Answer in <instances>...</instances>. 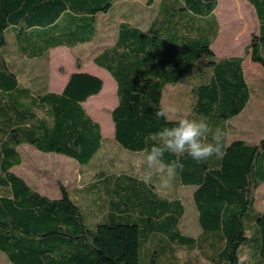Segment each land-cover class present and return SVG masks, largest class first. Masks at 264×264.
Returning <instances> with one entry per match:
<instances>
[{"label": "trees", "instance_id": "trees-1", "mask_svg": "<svg viewBox=\"0 0 264 264\" xmlns=\"http://www.w3.org/2000/svg\"><path fill=\"white\" fill-rule=\"evenodd\" d=\"M118 1L0 0V251L15 264H264V202L258 207L256 196L264 183V135L247 142L229 129L251 90L244 57L218 58L211 47L219 33L218 0H145L124 10ZM249 1L259 28L246 54L264 68V0ZM114 8L122 21L101 20ZM93 41L104 43L93 61L117 82L111 115L122 148L143 152L145 138L163 126L153 105L168 85L190 88L186 115H202L226 132L222 158H181L177 179L194 186L196 236L181 230L182 199L157 196L133 173L98 169L88 187L95 194L89 210L65 186L50 198L11 170L22 161L23 144L94 166L104 137L83 103L104 81L74 72L54 92L45 75L20 82L22 72L9 59L46 64L51 48ZM182 250L189 253L184 258Z\"/></svg>", "mask_w": 264, "mask_h": 264}, {"label": "rangeland", "instance_id": "rangeland-1", "mask_svg": "<svg viewBox=\"0 0 264 264\" xmlns=\"http://www.w3.org/2000/svg\"><path fill=\"white\" fill-rule=\"evenodd\" d=\"M214 12L220 19L223 28L220 40L214 45L215 49H221L224 46L225 42L221 40L226 35H229V33L234 35L237 32H239V39L235 40L232 37L231 41L227 42L226 45L232 49L238 47L239 44L245 43L250 32L257 25L256 15L250 13L249 8L245 4L238 3L236 0H219L218 7ZM112 17L117 18L114 22L122 19V16H119L117 8L112 9L108 13L100 14V18L103 21L109 20ZM111 37L112 34L110 32L106 36L105 43H110L112 41ZM103 45L104 43L100 42L99 47ZM91 47V43L80 44L73 49H68L65 46L58 47V50L51 51L48 63L43 64L44 66L42 64L39 66H43L48 73L50 89H56L55 91H58L57 89L60 90L70 74L78 70L95 73L104 79V87L101 92L90 96L84 103L95 116V119L101 123L104 139H109L100 151L95 168L99 166L117 171L126 170L129 168L130 160H135L139 165L143 160L144 154H133L126 151L112 139L114 124L111 117V110L108 111V107L112 102L110 104L104 103L100 98H107L105 96H109L108 98H117L116 82L107 70L91 62ZM78 62L81 63L78 64ZM39 66L33 68V70L39 71ZM28 71H30L29 66L25 67V73H28ZM246 76L252 94V101L248 110L242 116L230 120L231 126L229 129L232 132V136H234L242 128L252 126L250 127L254 132L252 137L256 138L264 130V76L261 73L260 67L252 68L247 65ZM22 77L23 79L27 78V74H24ZM188 80H192V78ZM164 91L163 102L165 104L174 106L182 114L189 112L188 101L192 95L190 94V88H186L185 84L181 83V85L177 86L168 85ZM19 150L23 157V163L16 167V172L25 178L36 191L49 197H58L60 195L61 185L69 190L76 187L82 180L83 182H87L94 178V169L87 170L88 165L85 164L84 172L79 171L78 163L65 155L62 156L71 160H66L56 154L40 153L41 151L38 152L36 148L30 145H21ZM178 193L185 204L183 230L196 236L200 232L201 226L198 222L197 209L192 197V187L180 186ZM259 193H262V195H258ZM256 196L258 197L257 205L260 207L263 204L264 184L258 188ZM188 254L186 250H182L179 253L181 258H184ZM196 254L197 251L191 253L193 256ZM200 259L203 262H208L204 257ZM141 260L145 261V258L142 257ZM0 264H9L2 254H0Z\"/></svg>", "mask_w": 264, "mask_h": 264}, {"label": "clouds", "instance_id": "clouds-1", "mask_svg": "<svg viewBox=\"0 0 264 264\" xmlns=\"http://www.w3.org/2000/svg\"><path fill=\"white\" fill-rule=\"evenodd\" d=\"M153 107L156 118L164 124L145 138L142 162L138 165L135 160H130L129 163L136 169L134 179L156 188V195L161 196L176 181L178 170L182 168L181 158L190 157L197 163L213 157L222 158L226 132L221 127H212L202 115L182 114L163 101Z\"/></svg>", "mask_w": 264, "mask_h": 264}, {"label": "crops", "instance_id": "crops-1", "mask_svg": "<svg viewBox=\"0 0 264 264\" xmlns=\"http://www.w3.org/2000/svg\"><path fill=\"white\" fill-rule=\"evenodd\" d=\"M121 2H123V5H122V8H123V10L124 9H126V8H128V7H131V6H134V7H141V6H143L144 5V2H145V0H120ZM238 3H243V4H245L246 6H247V8H249V12L250 13H254L255 15H256V17H257V13H256V10H255V7L253 6V4L249 1V0H236ZM218 4H219V0H218ZM218 7V6H217ZM216 10V9H215ZM216 18H217V21H218V24H219V33H218V35H217V37L215 38V40L212 42V44H211V47H212V49H213V51H214V53L216 54V57H218V58H225V57H233V56H243L244 57V60H243V62H242V68H243V72H244V77H245V80H246V82L248 83V80H247V76H246V65L247 66H249V67H255V68H259L260 67V69H261V73H262V75L264 76V68H263V66L261 65V64H259L258 62H255V61H253L252 59H251V55L250 54H245V48L247 47V45L250 43V40H251V35H252V33H257V31H258V28H259V19H258V17H257V25H256V27L254 28V29H252V31L250 32V35H249V37L247 38V40L245 41V43H242V44H239V46L238 47H236V48H234V49H232L231 47H229L228 45H226L227 44V42H230L231 41V38L232 37H234V39L236 40H238L239 39V32H237L236 34H234V35H232V34H230L229 33V35H226L221 41H224L225 43H224V46L221 48V49H215L214 48V45H215V43L216 42H218L219 40H220V37H221V34H222V30H223V28H222V25H221V21H220V19L218 18V16H216ZM120 21H122L121 19H120ZM84 45V44H83ZM91 45H92V47H91V51H90V55H91V62H93V63H95L94 61H93V56L95 55V54H97V53H99L102 49H101V47H99V44L96 42V41H93V42H91ZM58 47H61V46H58ZM58 47H55V48H51L50 50H49V52H48V55H49V58H50V53H51V51H54V50H58L57 48ZM65 47H67V46H65ZM68 48V47H67ZM239 48H241L240 50H239ZM68 49H70V48H68ZM10 60H11V62L14 60V62H15V70H17V71H20V72H22L21 74H20V76H19V81L20 82H22L23 84H29V80H30V78L31 77H33V76H38V75H45V80H46V85H47V88H48V90H50V91H54V92H61L62 90H63V88H64V86H65V84L67 83V81H68V79H69V77L66 79V81H65V83H64V85H63V87L59 90V89H57L58 91H55L54 89L52 90V89H50V86H49V75H48V73L46 72V70L44 69V65H43V63H40V62H36V60L34 59L33 61H31V60H28V59H23V58H19V57H16L14 54H12L11 56H10V58H9ZM81 62H78V64H80ZM43 65V66H39V65ZM96 64V63H95ZM96 65H98V64H96ZM30 67V71H28V73H25V67ZM37 66H39V71H36V70H33V68H36ZM99 66V65H98ZM99 67H101V66H99ZM101 68H103V67H101ZM103 69H105V68H103ZM84 70V69H83ZM106 70V69H105ZM80 71H82V70H78V71H74V72H80ZM74 72H72V73H74ZM82 72H87V71H82ZM71 73V74H72ZM89 73H91V72H89ZM24 74H27V78H25V79H23V75ZM70 74V75H71ZM92 74H94V75H96L95 73H92ZM111 75V74H110ZM97 76H99V75H97ZM112 76V75H111ZM103 81H104V79L101 77V76H99ZM112 78H113V76H112ZM264 78V77H263ZM114 79V78H113ZM115 80V79H114ZM115 82H116V80H115ZM173 86H175V85H173ZM177 86V85H176ZM103 87H104V85H103ZM101 92V91H100ZM164 93H165V91H164ZM116 95H117V82H116ZM93 96V95H92ZM105 97H107V98H100V100L102 101V102H104V103H109L110 104V102H112L111 103V105L108 107V111H110L111 110V113H112V110L115 108V106L117 105V103H118V97L117 98H108L109 96H105ZM163 98H164V96H163ZM89 99V98H88ZM87 99V100H88ZM86 100V101H87ZM190 100V99H189ZM85 101V102H86ZM251 101H252V94L250 93V99H249V102H248V105H247V107L240 113V114H238L236 117H240V116H242L247 110H248V108H249V105H250V103H251ZM84 102V103H85ZM189 102V101H188ZM84 103H83V105H84ZM84 107L87 109V111H88V113L95 119V116L90 112V110L88 109V106H85L84 105ZM96 109H97V107H95ZM187 114V113H186ZM111 117H112V115H111ZM236 117H234V118H236ZM233 118V119H234ZM96 120V119H95ZM99 122V121H98ZM100 123V122H99ZM114 124V123H113ZM100 125H101V123H100ZM250 127H252V126H249V127H246V128H242L239 132H237L236 133V135H234V136H236V137H240V138H243V139H245L247 142H256V141H258L263 135H264V130L262 131V134L259 136V137H256V138H254V137H252L253 135H254V132L252 131V129L250 128ZM101 128H102V126H101ZM102 133H103V131H102ZM251 135V136H250ZM103 137H104V135H103ZM112 139H114V133H113V138ZM107 140H109V139H107ZM107 140H105L104 139V144H105V142L107 141ZM114 142H116L115 141V139H114ZM117 143V142H116ZM104 144H103V146H104ZM118 144V143H117ZM23 145H27V144H23ZM119 145V144H118ZM21 146V145H20ZM19 146V147H20ZM31 146V145H30ZM103 146H102V148H103ZM120 146V145H119ZM19 147H18V151H19V153H20V155H21V152H20V150H19ZM33 147V146H32ZM121 147V146H120ZM35 148V147H34ZM102 148H101V150H102ZM122 148V147H121ZM122 149H124V148H122ZM38 150V149H37ZM36 150V151H37ZM100 150V151H101ZM126 150V149H125ZM100 151H99V153H98V155H97V158L99 157V154H100ZM126 151H129V150H126ZM38 152H40V150H38ZM129 152H131V151H129ZM40 153H44V154H56V155H60V156H62V155H64V154H60V153H55V152H43V151H41ZM131 153H133V154H144V152H131ZM65 156H67V155H65ZM64 159H66V160H71V159H73V158H71V157H69V156H67V157H69V158H71V159H69V158H66V157H64V156H62ZM21 158H22V161H21V163H19V164H16V165H14L12 168H11V170L12 171H14L16 174H18L17 172H16V167H18V166H20L22 163H23V157H22V155H21ZM97 158L94 160V162H93V167L92 168H86L87 170H90V169H94V173H93V175H94V178L93 179H90L89 181H87V182H83V180L82 181H80V183L76 186V187H74L73 189H69V191L72 193V197L74 198V199H76V200H78V201H80L81 203H83V204H86V205H88V206H90V207H88V209L89 210H93V207H91V205H92V202H93V198L95 197V194L93 193V191L91 190H89L88 189V187H89V185L90 184H93V183H95L96 181H97V177H96V172L98 171V169H100L101 167H99V166H97L96 168H95V163H96V161H97ZM75 160V159H74ZM73 161V160H72ZM75 162L76 163H78V165H79V171H83L84 172V165H81V164H79V162H77L76 160H75ZM129 168L128 169H126V170H112V169H108V170H112V171H117V172H120V171H125V172H128V173H133V174H135V172H136V170L131 166V164L128 166ZM103 168V167H102ZM104 169H106V168H104ZM18 175H20V174H18ZM21 176V175H20ZM22 177V176H21ZM25 179V178H24ZM27 181V180H26ZM179 182V180L178 179H176V181L174 182V184L172 185V187L171 188H169L164 194H166V195H168V196H170V197H174V196H176V197H179V198H181V196L179 195V193H178V191H179V187L180 186H188V185H181V184H179L178 183ZM28 183V182H27ZM29 184V183H28ZM264 183H262L261 185H263ZM30 185V184H29ZM260 185V186H261ZM31 186V185H30ZM32 187V186H31ZM192 187V193H193V190H194V186H191ZM33 188V187H32ZM34 189V188H33ZM35 190V189H34ZM43 195H45V194H43ZM258 195H262V193H259ZM45 196H47V195H45ZM49 197V196H48ZM58 197H60V195L58 196ZM58 197H54V198H58ZM193 197V196H192ZM50 198H52V197H50ZM182 199V198H181ZM257 199H258V197H257ZM182 201H183V199H182ZM263 202H264V196H263ZM183 204H184V202H183ZM263 205V204H262ZM184 207H185V204H184ZM261 207V206H260ZM184 216H185V212H184V214H183V217H182V220H181V230L183 231V232H185L184 230H183V220H184ZM185 233H187V232H185ZM181 252V251H180ZM0 254H2V256L5 258V260L9 263V264H15V263H13V262H11L10 260H9V258L7 257V255L5 254V253H3L2 251H0Z\"/></svg>", "mask_w": 264, "mask_h": 264}]
</instances>
